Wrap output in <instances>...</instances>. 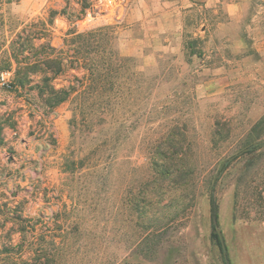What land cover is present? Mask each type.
Listing matches in <instances>:
<instances>
[{
    "label": "rangeland",
    "instance_id": "rangeland-1",
    "mask_svg": "<svg viewBox=\"0 0 264 264\" xmlns=\"http://www.w3.org/2000/svg\"><path fill=\"white\" fill-rule=\"evenodd\" d=\"M166 2L0 0V59L38 21L55 47L92 33L117 54L107 89L51 112L0 81V264H224L211 194L229 263L264 264V0H242L237 22L197 0L181 52L145 63L140 15ZM218 22L239 50L208 57L201 28Z\"/></svg>",
    "mask_w": 264,
    "mask_h": 264
},
{
    "label": "trees",
    "instance_id": "trees-1",
    "mask_svg": "<svg viewBox=\"0 0 264 264\" xmlns=\"http://www.w3.org/2000/svg\"><path fill=\"white\" fill-rule=\"evenodd\" d=\"M50 26L51 23L49 22ZM109 27L97 28L100 35L107 34ZM49 29L44 22H32L22 28L16 38L10 43L9 51L1 57L2 69L13 70V78L7 87L29 91L35 87L38 90L40 101L49 112L64 103L74 93H84L87 89H107L96 87V84H108L111 77L112 58L117 54L109 48L110 41L102 48L92 50L87 45L86 37L92 33L77 34L64 38L63 43L55 47L52 45ZM47 39L40 43L41 39ZM96 49V50H95ZM106 53L108 58L95 64L92 52ZM75 70L82 72L81 76L71 75L73 81L67 79L66 73ZM61 79V88L55 89V82ZM110 92V91H109ZM252 149V148H251ZM211 222V237L214 238L220 252L223 254V263L230 264L218 235V205L213 194L209 198Z\"/></svg>",
    "mask_w": 264,
    "mask_h": 264
},
{
    "label": "crops",
    "instance_id": "crops-1",
    "mask_svg": "<svg viewBox=\"0 0 264 264\" xmlns=\"http://www.w3.org/2000/svg\"><path fill=\"white\" fill-rule=\"evenodd\" d=\"M206 10L213 13H219L223 18L239 21L241 13L238 8L242 0H200ZM198 5L197 0H167L166 3L154 5L151 10L142 12L140 18H152V21L146 25L143 23L141 30L140 48L138 52L143 62L155 59L159 52L170 54L179 53L182 50L181 24L183 15L192 11ZM220 9V10H218ZM128 23L134 22L133 18L127 20ZM227 23L218 22L215 30L209 31L207 26L201 28L204 34V44L206 46V55L211 57L217 56L224 51L238 52L236 39L239 37H227ZM234 38V39H233ZM130 48L136 47L131 43ZM134 50V49H133ZM132 53V52H129Z\"/></svg>",
    "mask_w": 264,
    "mask_h": 264
},
{
    "label": "built area",
    "instance_id": "built-area-1",
    "mask_svg": "<svg viewBox=\"0 0 264 264\" xmlns=\"http://www.w3.org/2000/svg\"><path fill=\"white\" fill-rule=\"evenodd\" d=\"M0 81L2 84H7L9 82V74L7 72L0 74Z\"/></svg>",
    "mask_w": 264,
    "mask_h": 264
},
{
    "label": "water",
    "instance_id": "water-1",
    "mask_svg": "<svg viewBox=\"0 0 264 264\" xmlns=\"http://www.w3.org/2000/svg\"><path fill=\"white\" fill-rule=\"evenodd\" d=\"M217 232H218V235H219L220 241H221V243H222V245H223V242H222V239H221V233H220L219 229L217 230Z\"/></svg>",
    "mask_w": 264,
    "mask_h": 264
}]
</instances>
